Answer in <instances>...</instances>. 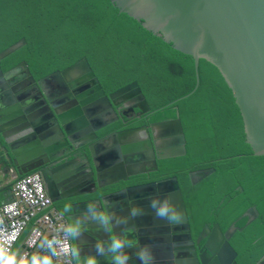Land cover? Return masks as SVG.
<instances>
[{
    "label": "water",
    "instance_id": "obj_1",
    "mask_svg": "<svg viewBox=\"0 0 264 264\" xmlns=\"http://www.w3.org/2000/svg\"><path fill=\"white\" fill-rule=\"evenodd\" d=\"M119 12L126 13L148 32L157 35L172 48L188 54L193 59L195 85H197V64L202 58L216 67L223 81L230 89L238 109L244 141L253 155L264 156V0H108ZM24 44L22 38L0 50V60ZM25 67V87L37 90L43 97L47 115L36 117L26 106L23 113L16 101V95L24 84L9 87L0 70V136L5 148L12 157L11 162L21 165L25 160V169L17 170L22 175L36 170L37 158L43 150L58 148V140L64 143L73 142L81 136L78 145L85 147V161L89 170L90 191L77 194H88L95 190L128 177L146 174L156 170L159 159L182 156L185 153L184 136L174 102L169 106L174 115L148 126H139L113 131L105 137L97 138L95 131L116 119L113 106L124 101L131 112L136 108L139 113L147 112L149 107L135 81L122 85L113 93L104 95L97 78L94 76L86 59L80 58L70 65L52 70L36 81ZM80 88L85 90V97L73 106L71 114L60 113L76 103L70 99L61 108L57 103L69 98L64 95L67 90ZM25 92L29 87L25 88ZM183 95L182 97L188 95ZM84 115H81V112ZM66 114V115H65ZM122 114H124L122 112ZM66 118H65V116ZM68 115V116H67ZM68 117V119H67ZM71 118V119H70ZM71 120L68 122V120ZM70 125L80 128L72 131ZM25 129H22L24 128ZM22 129L19 132L17 130ZM16 132L13 136L9 134ZM18 142L25 140V154L17 155L11 143L13 137ZM213 172V168H202L187 173L191 184H194ZM43 178V177H42ZM43 186L51 202L58 198L53 196L47 182ZM76 194V193H74ZM0 199V204L7 201L10 191L7 189ZM163 202L167 199L181 215L179 223H170L158 218L150 207L151 199ZM120 200L123 207L118 216L128 220L127 227L133 228L131 238L138 241V246L126 249L130 257L128 264H141L137 258L138 248L147 247L153 259L150 264H237L236 252L228 240L241 227L231 223L221 231L217 223L211 226L203 224L194 240L189 233L187 216L175 176L147 181L126 186L118 191L102 196L99 204L113 203ZM133 207L142 210V214L131 218L129 212ZM244 225L257 216L254 206L247 207ZM111 234L109 233V236ZM98 242H107L98 239ZM97 242V243H98ZM205 249H198L199 245ZM43 252L49 255V250ZM50 257V255H49ZM95 257V250L86 258L77 257V264H87ZM51 258V257H50ZM99 264H111L107 256L95 257ZM52 259V258H51ZM53 262V260H52ZM54 264V263H53ZM254 264H264V254Z\"/></svg>",
    "mask_w": 264,
    "mask_h": 264
},
{
    "label": "trees",
    "instance_id": "obj_2",
    "mask_svg": "<svg viewBox=\"0 0 264 264\" xmlns=\"http://www.w3.org/2000/svg\"><path fill=\"white\" fill-rule=\"evenodd\" d=\"M22 38L5 57L22 59L34 77L86 59L100 86L113 89L135 81L151 120L169 118L174 99L185 153L158 161V173L174 175L192 235L203 224L236 230L228 242L237 264H254L264 254V156L244 141L234 99L214 65L200 58L197 85L193 59L108 0H0V50ZM188 95L182 97L183 95ZM213 172L191 184L187 173ZM157 172H154V174ZM257 216L244 225V210Z\"/></svg>",
    "mask_w": 264,
    "mask_h": 264
},
{
    "label": "flooded vegetation",
    "instance_id": "obj_3",
    "mask_svg": "<svg viewBox=\"0 0 264 264\" xmlns=\"http://www.w3.org/2000/svg\"><path fill=\"white\" fill-rule=\"evenodd\" d=\"M20 63L26 64L25 61H23L22 59L10 61H7V59L5 58L1 59L0 70L2 76H4V79L9 85V87L16 86L17 84H24L22 89H20V91L16 93L17 97L19 98L16 103L19 104V108L21 109V111L25 109V99H27L28 103L26 104V106L29 108L30 113H36V117L45 116L47 115V111H45V103L43 102V97L38 94L37 90L31 89L30 86H27L29 87V89L25 92V88H27L25 87V67L21 66ZM30 75L32 76L34 81L41 77H34L31 73ZM118 88L119 87L113 89H104L101 87V90L103 91V94L107 96L110 93H113ZM85 90H87V88H80L76 91H72V89L69 88L67 92L64 93V95L69 94V98L66 97L65 101L57 103L56 107L61 108L65 103L70 101V99L76 100V103L65 109H59L60 113L64 114L71 110L70 113H68L71 114V112H73V106L78 105V100L85 97ZM112 108L116 119L107 124L106 126L95 131V135L97 138L105 137L113 131L139 126H148L151 122L165 119L161 118L157 120H151V114H153V112L157 110H150V108L147 112L139 114L136 108H132V111L130 112L128 110L129 106L124 101L119 102L116 106H113ZM122 112L124 114H122ZM81 115H84L83 111L81 112ZM70 119L68 120V122L71 121ZM70 128L73 129V132L81 129V127L76 128L72 125H70ZM22 129H25V127ZM22 129H19L16 132H19ZM16 132H11L9 135L13 136ZM22 137H25V134L19 137H13L11 141L13 145V150L16 152L17 155H21L23 153L25 154V149L21 150V148L25 146V140L22 143L18 142V138ZM81 139V136H77V138L73 140L72 143L67 141L66 144L64 143L62 138L59 139L58 148L50 151L43 150L42 153L39 154V157L37 158L39 166L36 170H34L40 174L41 179L44 178V180L47 182L50 189H52L53 191V196L55 198H58V200H56L55 202H50L51 205L63 216L65 226L73 223L71 217L76 216L81 211H83L85 204L88 202L97 201L99 203L102 196L118 191L129 185L139 184L147 181L160 180L174 176L164 175L163 171L158 173L157 160L156 170L152 172L146 174H137L135 177H128L127 180L124 182L119 181L101 188L95 187V190L88 194H77L82 191L92 190V186L90 185V181L88 180L89 170L85 161V147L84 145H78ZM9 158L11 159L12 157L9 155V151L5 148V144L0 136V170L2 172ZM21 169H25V160L22 162L21 165L16 164V162L15 165L12 162L10 164H7V173L12 172L16 174V171ZM154 172L157 173L154 174ZM109 204L113 206V211H115L116 214L123 207L122 203H120V200H117L113 203L111 202ZM65 206H70L73 211L64 212ZM74 218L75 217H73V219ZM189 233L191 239L194 240L197 234L192 235L190 230ZM107 237H109V233L98 230L95 225H89L87 231L83 233L79 240L70 239L69 243L73 247L79 248V257L86 258L92 255V252L95 250V245L99 241L98 239H106ZM198 249H201V251H203L205 248H202V245L200 244ZM76 258L77 257L70 256V263L77 264Z\"/></svg>",
    "mask_w": 264,
    "mask_h": 264
},
{
    "label": "clouds",
    "instance_id": "obj_4",
    "mask_svg": "<svg viewBox=\"0 0 264 264\" xmlns=\"http://www.w3.org/2000/svg\"><path fill=\"white\" fill-rule=\"evenodd\" d=\"M150 207L153 208L158 218L166 219L170 223H179L181 220L180 213L170 205L165 199L161 202L159 199L153 198L150 201ZM70 206H65L64 212H72ZM142 214V210L133 207L129 212L131 218H135ZM73 217H75L73 219ZM71 217L73 223L63 228V236L59 234L51 239L44 237L40 241V247L48 249L52 255H70L79 257L80 250L73 247L70 239L79 240L89 225H95L98 230L110 233L107 242H98L95 245V257L107 256L111 260V264H128L130 259L126 249H132L138 246V241L131 238L133 228L127 227L128 220L118 216L113 211V206L105 203L103 207L97 201H91L85 204L83 211L78 215ZM5 244H10L6 234L0 230V264H53L52 259L45 256L33 255L29 261L26 257L17 259V253L5 250ZM141 264H150L153 259L150 250L147 247L138 248L136 253ZM92 258L87 264H99L98 259Z\"/></svg>",
    "mask_w": 264,
    "mask_h": 264
},
{
    "label": "built area",
    "instance_id": "obj_5",
    "mask_svg": "<svg viewBox=\"0 0 264 264\" xmlns=\"http://www.w3.org/2000/svg\"><path fill=\"white\" fill-rule=\"evenodd\" d=\"M0 175L3 176L0 170ZM7 178L0 183V187L7 186L10 197L0 204V230L6 234L10 244H5L6 251H12L19 241L20 252L17 259L26 257L29 261L33 255L36 244L44 237L63 236L64 218L51 205L40 174L30 171L22 175L8 172ZM49 255L54 264H71L70 255Z\"/></svg>",
    "mask_w": 264,
    "mask_h": 264
},
{
    "label": "crops",
    "instance_id": "obj_6",
    "mask_svg": "<svg viewBox=\"0 0 264 264\" xmlns=\"http://www.w3.org/2000/svg\"><path fill=\"white\" fill-rule=\"evenodd\" d=\"M2 173H3V178L6 179V178H7V175H6L7 173H4V172H2ZM7 189H8L7 186H2V187H0V199L3 198V195H2V194H3ZM39 245H40V244H39ZM43 249H44V248H41L40 246H36V248H34L33 251H34L35 254L38 255V256H45V255L49 256L47 253L43 252Z\"/></svg>",
    "mask_w": 264,
    "mask_h": 264
},
{
    "label": "rangeland",
    "instance_id": "obj_7",
    "mask_svg": "<svg viewBox=\"0 0 264 264\" xmlns=\"http://www.w3.org/2000/svg\"><path fill=\"white\" fill-rule=\"evenodd\" d=\"M3 180H4L3 176L0 175V183L3 182ZM22 237H23V232L20 235L18 241L16 242V244L14 245V247H13V249L11 251V252L17 253V256H18V253L20 252V246H18L17 243H19V241L22 239ZM39 244H40V241L36 244V246H39ZM36 246L34 248H36Z\"/></svg>",
    "mask_w": 264,
    "mask_h": 264
}]
</instances>
